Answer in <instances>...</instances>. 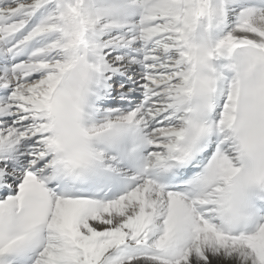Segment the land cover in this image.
I'll list each match as a JSON object with an SVG mask.
<instances>
[{"label": "snow or ice", "instance_id": "snow-or-ice-1", "mask_svg": "<svg viewBox=\"0 0 264 264\" xmlns=\"http://www.w3.org/2000/svg\"><path fill=\"white\" fill-rule=\"evenodd\" d=\"M0 264H264V0H0Z\"/></svg>", "mask_w": 264, "mask_h": 264}]
</instances>
